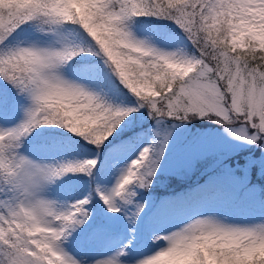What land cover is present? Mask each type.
<instances>
[{"label": "snow or ice", "instance_id": "6c2138e0", "mask_svg": "<svg viewBox=\"0 0 264 264\" xmlns=\"http://www.w3.org/2000/svg\"><path fill=\"white\" fill-rule=\"evenodd\" d=\"M197 118L264 154V0H0V264H264V215L193 210L204 190L139 242L135 188ZM101 238L108 254L84 251Z\"/></svg>", "mask_w": 264, "mask_h": 264}, {"label": "rangeland", "instance_id": "374dc122", "mask_svg": "<svg viewBox=\"0 0 264 264\" xmlns=\"http://www.w3.org/2000/svg\"><path fill=\"white\" fill-rule=\"evenodd\" d=\"M167 123V122H163ZM170 126V125H169ZM159 125L155 121L147 123L146 118L142 123V131L146 133L145 139L148 142L156 135L153 131ZM188 134V135H187ZM250 145L238 141L223 132L222 128L203 129L194 133H188L183 126L176 124L171 128V134L168 137V143L165 148L164 156L161 159L158 170L176 171L179 169L189 170L194 164L195 159L208 157L212 165H219L221 169L228 174L239 175L232 176L223 187L217 188L210 193V196L201 201L200 206L193 210H214L228 217L232 222H249L264 215V203H261L257 197L255 189H247L246 193L239 195L240 188L248 178L249 170H244L243 179L241 164L238 161L231 164L228 156ZM259 159L264 160V154H259ZM66 156L64 159H70ZM245 161H250L255 157L248 154L243 157ZM234 165V166H233ZM137 200L145 204L147 211L144 213V219L139 222V242L147 245L149 241V222L153 213L164 211L165 202L170 201L167 195L155 198L151 194H142ZM179 207V205H178ZM172 221L179 219V215L173 216ZM119 230L122 232H131L133 225L127 223L126 219H119ZM168 226V225H165ZM111 241L108 239H99L91 247L93 249L91 256L100 257L108 254L111 250ZM76 247L75 245H73ZM88 254L90 251H87Z\"/></svg>", "mask_w": 264, "mask_h": 264}, {"label": "trees", "instance_id": "16d2710c", "mask_svg": "<svg viewBox=\"0 0 264 264\" xmlns=\"http://www.w3.org/2000/svg\"><path fill=\"white\" fill-rule=\"evenodd\" d=\"M146 122L152 123L153 120L146 117ZM165 122L168 123V121ZM176 124L183 126L188 133H194L207 128H222V126L215 124L211 120L200 118L190 121L176 122ZM254 152L259 155L258 150L250 145L230 154L228 159L231 161V164L235 163L233 161H239V163H241L242 161H245L243 158L244 156H247L248 154L253 156ZM209 165L210 162L208 157H203L197 159L189 170L179 169L174 172L159 170L153 178L152 185L148 189L139 187L135 188L137 193L135 199H137L142 193H148L156 198L162 195H168L169 200L172 201L194 192L204 190L210 193L219 187H223L232 175L224 172L217 164L212 165V167H209ZM235 171L239 176V171ZM245 189H255L259 201L264 203V172L249 170L248 178L245 185L242 187L243 193ZM90 232L91 227L85 229L83 237L88 236ZM74 245L76 248H79L81 245V238H78L74 242ZM84 251H90V255L92 250L91 247H88L85 248Z\"/></svg>", "mask_w": 264, "mask_h": 264}]
</instances>
